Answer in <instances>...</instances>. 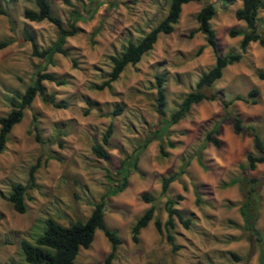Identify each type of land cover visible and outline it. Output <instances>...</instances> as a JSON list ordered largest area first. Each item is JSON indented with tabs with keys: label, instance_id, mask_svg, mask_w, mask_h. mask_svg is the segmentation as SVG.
Returning a JSON list of instances; mask_svg holds the SVG:
<instances>
[{
	"label": "rangeland",
	"instance_id": "374dc122",
	"mask_svg": "<svg viewBox=\"0 0 264 264\" xmlns=\"http://www.w3.org/2000/svg\"><path fill=\"white\" fill-rule=\"evenodd\" d=\"M66 1L68 5L62 0H48L51 14L63 25L71 22L77 31L65 40L67 56L54 53L45 61L31 56L24 36H31L43 50L53 44L56 28L47 21L30 22L22 17L24 8L35 9L33 0H0V10L7 14H0V42L11 41L0 49V117L10 109L8 99L21 94L38 71L52 73L64 82L59 86L43 82L45 94H52L53 101L64 107L55 108L35 96L0 152V264H23L20 241L33 243L47 218L63 226L84 221L102 196L104 225L121 240L110 264H257L258 248L243 229L238 211L243 194L237 185L225 184L233 178L256 180L255 227L262 235L260 250L264 254V163L253 170L242 168L246 154H255L252 140L244 132L235 134L229 122L238 117L242 124L254 125L264 141V78H259V74L264 75V49L249 43L239 61L227 65L221 77L203 89L215 99L192 105L185 118L162 132L160 139L167 156L160 157V139L154 135L164 123L154 111V76L164 78L167 119L193 91L199 76L214 65L215 55L205 36L197 31L195 18L205 1L182 5L173 31L158 34L151 50L133 66H125L110 88L102 90L94 86L107 78L111 67L108 57L117 56L128 42L136 43L154 27L166 13L167 0ZM207 2L215 12L209 26L216 56L239 52L241 36L230 38L227 33L246 29L233 15L241 3ZM256 17V32L264 36V10ZM251 89L257 91L255 104L228 103L235 95L245 97ZM116 110L120 113L113 115ZM215 124L219 126V147L208 144L201 150L203 137ZM108 125L112 133L104 160L97 158L91 147L100 143ZM147 137L154 139L139 155L137 171L126 168V187L109 195L111 186L119 184L120 176L115 172L120 162ZM165 141L172 147H166ZM186 161L184 173L163 192L164 180ZM36 163L39 165L30 185L28 173ZM15 183L27 187L22 214L14 212L6 201ZM143 193L153 198L155 211L133 244L130 228L149 206L140 198ZM177 195L181 200L175 201L174 207L190 223L183 228L174 218L173 236L178 248L172 251L163 235L155 231L153 219L162 224L166 198ZM108 252L107 240L96 230L90 246L79 250L74 264H104ZM231 254L239 259L234 260Z\"/></svg>",
	"mask_w": 264,
	"mask_h": 264
},
{
	"label": "trees",
	"instance_id": "16d2710c",
	"mask_svg": "<svg viewBox=\"0 0 264 264\" xmlns=\"http://www.w3.org/2000/svg\"><path fill=\"white\" fill-rule=\"evenodd\" d=\"M12 1V0H8ZM65 5H68L66 0H62ZM201 0H167V10L164 17L148 32H146L141 39L136 43L128 42L126 46L117 56H109L111 67L107 74L106 80L100 83L98 86H94L96 90H102L104 88H110L112 82H114L119 74L123 71L127 65L133 66L136 64L142 55L151 50L153 44L156 41L158 34L168 35L173 31V27L178 21L181 6L189 2H200ZM205 3L198 10L195 15L197 21V31L201 32L205 36L206 43L210 47L212 53L215 55L214 65L210 67L206 72L202 73L195 83L193 91L188 92L178 103L176 109L172 111L167 119H164V107H165V93H164V78L158 75L154 76L155 80V98H154V111L160 117V123L163 122V126H160L157 130V134L154 135L155 139H160L162 132L171 125L176 124L178 121L185 118L190 107L200 101H213L215 97L213 95L207 96L203 93V89L209 88L216 80L221 77L222 70L230 64L239 61L241 54L245 52V49L249 43H256L259 47L264 49V36L259 35L256 32V20L257 12L264 10V0H238L241 3L240 8L234 11V18L238 21H243L245 24L244 31H236L230 29L228 36L230 38L241 36L238 43L239 52H235L223 57L216 56V46L214 41V34L209 26V21L214 16V7L208 0H203ZM35 9L24 8L22 11V17L30 22L47 21L56 28V38L53 44L43 50H39L31 36H24V39L30 43L31 56L39 58L41 60H47L50 55L57 53L62 56H67V50L63 48L65 40L76 33V28L71 22L63 25L59 18L51 14V9L48 0H33ZM0 14L7 17V14L0 10ZM88 14V12L86 13ZM11 41L5 40L0 42V49L7 46ZM198 54V53H197ZM72 63L73 60L71 61ZM259 78L263 79L264 75L259 74ZM52 82L55 85H63L62 80H57L52 73L40 72L35 74L32 82L27 85L21 94H15L14 97L8 99L10 106L9 111L0 117V152L3 150L4 144L7 140V136L14 125H16L22 118L24 110L31 104L35 96H39L40 100L44 103H49L55 108H63L62 103H55L53 101L52 94H45L43 82ZM257 91L251 89L245 97L235 95L228 103L232 101H242L244 103L255 104V97ZM88 103V101H86ZM228 103H225L226 106ZM120 113V110L113 111V115ZM33 119L32 128L35 131V139L39 141L37 125ZM232 127V131L235 134L244 132L252 140V146L255 154L248 153L245 156L246 165L242 168L253 170L257 164L264 163V141L260 138L259 133L252 124H242L238 117H232L229 119ZM112 133V127L107 126L104 133L101 135L100 143H94L91 147L92 153L100 159L106 160L108 157L106 146L108 145L109 137ZM219 133V126L215 124L212 129L203 137V143L201 150H203L208 144L213 147H219L220 141L217 139ZM154 139V137H147L141 144H137L133 149L130 157L120 162L116 175L120 176L119 184L111 186L108 191L109 195H115L126 187V172L125 169H131L136 172V163L139 155L146 148V146ZM165 146L172 147V144L165 141ZM158 153L160 157H166L167 153L163 149V143L159 140ZM196 161L199 162L200 155L197 154ZM39 163H36L29 170V182L33 183V173ZM187 165V161L184 162L175 173H172L163 182V192L166 186L171 181H176L180 175L184 173V168ZM237 185L239 190L243 194V201L241 202L238 211L243 222V229L249 233L252 237L254 245L258 248L257 264H264V254L260 250L262 243V235L260 231L255 227L256 220V193L257 185L254 178H233L230 179L225 186L231 187ZM26 186L15 183L11 185L10 192L6 197V201L10 203L14 212L22 214L25 211L24 194ZM164 195V193H161ZM140 198L143 202L148 203L149 206L143 213L135 220L130 228V240L133 244L138 241V235L140 230L144 229L148 222L153 218L155 211L154 200L147 194H141ZM181 200V196L177 195L174 198L167 197L163 209L166 213V219L161 224L158 218L153 219V227L158 234H162L166 243L170 245L171 250L175 251L178 247L174 243L173 227L174 218L183 227L187 228L190 221L184 219L179 210L174 205L175 201ZM195 203H198V199H195ZM104 211V196L99 201L93 203L92 210L84 221H74L67 226L60 225L52 218H47L43 223L41 233L33 239V243L27 241L19 242V252L21 254L23 264H74V259L77 256L80 249H87L93 241L96 230L101 231L105 239L109 244V252L105 256L103 263L110 264L114 258L117 247L121 244L119 237L111 230L106 228L103 222ZM234 260L239 258L234 254H231ZM8 264H15L10 262Z\"/></svg>",
	"mask_w": 264,
	"mask_h": 264
}]
</instances>
